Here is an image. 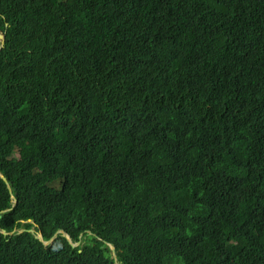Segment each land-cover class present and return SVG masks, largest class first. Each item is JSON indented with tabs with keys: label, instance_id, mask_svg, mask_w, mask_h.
Segmentation results:
<instances>
[{
	"label": "trees",
	"instance_id": "16d2710c",
	"mask_svg": "<svg viewBox=\"0 0 264 264\" xmlns=\"http://www.w3.org/2000/svg\"><path fill=\"white\" fill-rule=\"evenodd\" d=\"M1 29L0 264H264V0H0Z\"/></svg>",
	"mask_w": 264,
	"mask_h": 264
},
{
	"label": "water",
	"instance_id": "95a60500",
	"mask_svg": "<svg viewBox=\"0 0 264 264\" xmlns=\"http://www.w3.org/2000/svg\"><path fill=\"white\" fill-rule=\"evenodd\" d=\"M5 34H6V30H5V29H1V30H0V50H1V49L3 48V46H4V42H5ZM0 178H1V180H2L3 182H5L6 185H7L6 179H5L3 176H1V175H0ZM7 189H8L9 192L11 191L9 185H7ZM15 204H16V200L13 199V206H14ZM13 206H12L10 209H8V210H5V211L0 212V218H1V215H2V214L11 211V210L13 209ZM23 232H29V233H31V234L34 235V231H33L32 229H30V230L20 229V230H18V232L13 231V232L10 233L9 235L12 236V235H16V234H21V233H23ZM1 234H2L3 236H6V235H7L5 231H1ZM58 234H61V235L66 239V241L68 242V244H69L72 248H75V247L79 246L80 243H81L82 235L79 237V241H78L77 243H73V242L70 240V238L68 237V235H67L65 232H62V231H58V232H56V233L54 234V236H53L49 241H46V242L43 241L41 235H34V238L37 239L39 242H41L44 246H48L49 244L52 243L53 239H54V238L56 237V235H58ZM88 234H89V235H92V233L89 232V231H88ZM97 239H98V238H97ZM104 243H105V242H104ZM105 245H106V246L110 249V251H111V257H112L113 264H118L117 261H116V255H115V250H114V248H113L110 244L105 243Z\"/></svg>",
	"mask_w": 264,
	"mask_h": 264
}]
</instances>
